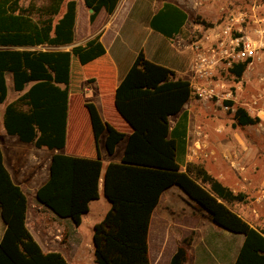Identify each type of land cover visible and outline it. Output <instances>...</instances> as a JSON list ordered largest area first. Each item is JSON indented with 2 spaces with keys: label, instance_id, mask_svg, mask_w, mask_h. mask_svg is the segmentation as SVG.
<instances>
[{
  "label": "trees",
  "instance_id": "obj_1",
  "mask_svg": "<svg viewBox=\"0 0 264 264\" xmlns=\"http://www.w3.org/2000/svg\"><path fill=\"white\" fill-rule=\"evenodd\" d=\"M119 2L82 0L84 7L92 10L91 23L101 11L111 15ZM75 9L73 0H33L27 7L20 0H0V104L7 97V75H11L15 92L29 86L5 107L3 126L8 135L38 148L64 147L68 97L78 94L84 76L74 81L72 67L78 63L87 66L104 57L106 51L99 35L70 51L12 48L71 44ZM186 20L181 8L164 2L152 15L149 27L171 39L180 33ZM102 61L103 66L110 67L108 57ZM246 64L236 65L231 72L241 77ZM190 97L185 79L150 61L140 50L114 91V108L132 130L121 162H110L103 168L100 138L106 133L104 145L112 155L125 135L103 122L93 103L84 106L96 157L52 156L49 179L35 196L57 217L70 218L75 226H80L88 213L89 202L98 199L102 180L101 191L110 208L92 229L95 264H150L151 215L162 193L173 186L204 211L215 226L242 236L233 264H264V233L227 206L243 200L244 195L233 193L200 166L188 164L182 169L187 121L183 107ZM176 116L171 126L170 120ZM234 118L239 126L259 122L241 108L236 109ZM27 209V195L12 181L0 149V218L5 226L0 239V264H68L61 253L41 250L26 226ZM156 249L166 260L168 253L158 246ZM186 257V249L179 245L169 264H184Z\"/></svg>",
  "mask_w": 264,
  "mask_h": 264
},
{
  "label": "rangeland",
  "instance_id": "obj_2",
  "mask_svg": "<svg viewBox=\"0 0 264 264\" xmlns=\"http://www.w3.org/2000/svg\"><path fill=\"white\" fill-rule=\"evenodd\" d=\"M32 1L20 0V4L27 7ZM73 1L77 14L76 39L81 41L91 36L89 11L82 0ZM164 2L177 5L187 15L180 33L171 39L154 32L148 25L149 18ZM206 3L211 4L206 8L210 12H205ZM224 5L223 0H120L117 5L119 9L131 7L126 15L128 24L123 35L124 56L131 57L142 50L152 60L163 59L178 71L175 73L177 77L185 78L187 65L192 58L191 43L206 32L217 33L230 17L240 18L238 29L250 37L253 30H264V0H256L257 7L253 11L250 0H233L228 5L229 12L220 11ZM215 6L220 14L214 11ZM121 17L118 16L115 21H120ZM212 17H216V20L213 21ZM168 58L181 60V64H172ZM96 69L92 65L81 67L79 63L74 64L72 78L76 81ZM217 79L226 82V88L231 93V107L222 109L220 104L225 101L223 98L206 101L191 94L185 105L188 137L182 169L188 164L200 166L233 193L244 195L243 200L227 203V206L264 233V50L258 61L249 66L246 64L241 77H236L230 70L227 75H216ZM238 108L257 117L259 122L239 126L234 118ZM168 191L178 194L165 193L153 216L148 245L150 264H169L179 245L187 252L184 264H232L242 236L215 226L207 214L178 187L173 186ZM105 212L106 209L104 211L102 208L98 215L91 216L92 220L98 222ZM79 230L82 231L72 236L67 230L64 231L59 247L68 264H95L92 229L87 230V224L83 223ZM156 246L161 252L168 253L166 260L161 259Z\"/></svg>",
  "mask_w": 264,
  "mask_h": 264
},
{
  "label": "crops",
  "instance_id": "obj_3",
  "mask_svg": "<svg viewBox=\"0 0 264 264\" xmlns=\"http://www.w3.org/2000/svg\"><path fill=\"white\" fill-rule=\"evenodd\" d=\"M214 2L216 3V1ZM209 5L211 4L206 3L205 12H210V10L206 9L209 8ZM118 6L111 15H107L104 11H101L92 23H88L92 28L91 36H87L81 41L76 39L77 14L75 9L73 42L71 44L56 47L38 46L12 48L20 50L30 49L70 51L73 47L83 44L85 41L95 37L96 35H99L100 37L99 40L106 51L104 57H108L111 65L110 67L103 66L102 60L104 57L98 58L89 63V65L97 68L96 71L90 74H84L83 80L79 86L78 94L69 95L67 103L65 145L62 149H48L47 147L38 148L32 143H25L20 141L17 136L8 135L6 130L4 129L3 114L5 111V107L7 106V104L13 102L19 96H21L29 86H27L23 92H15L13 90L11 75H7V97L5 102L0 104V149L2 152L3 164L9 172L12 181L16 185H18L27 195L28 209L26 226L28 228V231L33 239L38 243L43 252H59L65 258L66 256L64 252L59 247V241L62 237L63 232L67 230L71 236L74 234L78 235L80 231H82L79 230V228L83 223L87 224V230L89 228L93 229V226L97 222H95V220H92L91 216L94 217L98 215L101 212L102 208H104V211L106 209V212L110 208V203L106 200L101 191L102 180L100 181L99 197L98 199L89 202L88 213L82 217L80 226H75L70 218L57 217L50 209L45 207L36 199L35 193L49 179V169L53 155L63 154L89 159L96 157L97 150L94 143V137L88 112L84 106L85 103H93L97 108L102 121L112 126L118 132L124 133L125 135L124 139L117 144L112 155H109L107 153L104 145L106 133H104V135L100 138L98 149L102 158L103 168H105V166L110 162L120 163L122 160L123 152L127 143V138L131 134L132 130L128 126V124H126L124 120L117 114L114 108V91L124 74L133 63L136 54L131 57L124 56L125 51L123 48V35L125 25L128 24V18L126 17V15L130 12L131 7H122L119 9ZM217 8L218 7L214 8L215 12ZM218 14L220 13L218 12ZM118 16L122 17L120 21L116 22L115 19ZM151 17L148 20V25ZM211 19L214 21L216 20V17H212ZM146 58L154 63L171 69L175 73L178 72L176 69L172 68L169 63L164 62L163 59L157 58V60H152L147 56ZM168 60H170L172 64H176V62L181 64V60L176 61L169 58ZM188 66L189 63L187 67ZM72 100L74 101L71 102ZM183 110L186 111L185 106L183 107ZM176 119L177 116L170 120L171 126L174 125ZM187 137L188 113L186 121V142ZM172 188H169L168 190ZM168 190L162 193L158 205L152 212L150 226L153 220V216L157 211V207L159 206L163 195L165 193H169L171 195L178 194V192L176 191L173 192ZM103 217L104 216H102L100 220H102ZM4 229L5 226L0 218V239L3 235ZM242 240L243 238L240 239V244L236 248V255L242 243Z\"/></svg>",
  "mask_w": 264,
  "mask_h": 264
},
{
  "label": "built area",
  "instance_id": "obj_4",
  "mask_svg": "<svg viewBox=\"0 0 264 264\" xmlns=\"http://www.w3.org/2000/svg\"><path fill=\"white\" fill-rule=\"evenodd\" d=\"M223 1L225 5L220 11L229 12L228 5L233 0ZM250 3L253 11L257 7L256 0H250ZM239 21L240 18L232 16L217 33L206 32L191 43L189 47L192 58L183 78L189 83L191 94L199 100L223 98L225 101L220 106L224 110L231 107V93L224 80H215L216 75H227L232 68L243 62L247 66L251 65L260 59V53L264 50V30L257 28L250 37L238 29Z\"/></svg>",
  "mask_w": 264,
  "mask_h": 264
},
{
  "label": "water",
  "instance_id": "obj_5",
  "mask_svg": "<svg viewBox=\"0 0 264 264\" xmlns=\"http://www.w3.org/2000/svg\"><path fill=\"white\" fill-rule=\"evenodd\" d=\"M89 11V13H92V10H88Z\"/></svg>",
  "mask_w": 264,
  "mask_h": 264
}]
</instances>
